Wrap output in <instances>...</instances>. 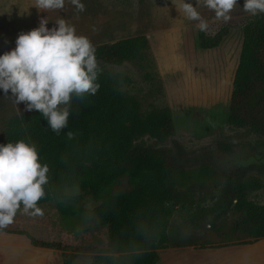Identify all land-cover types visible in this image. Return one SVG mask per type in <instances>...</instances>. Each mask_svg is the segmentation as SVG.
Wrapping results in <instances>:
<instances>
[{
    "label": "rangeland",
    "instance_id": "374dc122",
    "mask_svg": "<svg viewBox=\"0 0 264 264\" xmlns=\"http://www.w3.org/2000/svg\"><path fill=\"white\" fill-rule=\"evenodd\" d=\"M186 2L197 4V0ZM32 3L0 0V55L15 48L19 33L38 27L41 17L48 18V28L55 26L58 18L65 19L94 47L146 35L149 49L145 59L122 64L97 61L100 68L127 77L122 90L139 100L142 112L165 106L171 110L173 135L159 140L146 134L135 140L139 146L170 149L174 161L182 166L174 182L179 200L170 203L173 211L161 249L222 248L251 240L246 213L237 201L244 198L264 204V132L232 126L228 114L244 27L259 14L245 12L244 0H237L227 22L216 21L213 11L199 8L209 23L205 34L196 27L197 21L180 15L172 0H81L85 6L82 12H77L69 0L63 9L50 11L38 10ZM202 33L211 38L221 35L220 44L202 48ZM27 111L23 102L15 105L0 89V144L8 119ZM223 144L232 149H221ZM248 180L262 186L238 194L235 183ZM67 192L72 197L81 190L73 186ZM98 204L87 197L77 203L84 211L64 216L58 201H47L38 204L44 211L42 217L18 212L8 228L27 230L45 241L106 247V226L94 212ZM70 252L74 254L70 264H99V252ZM64 259L62 250L33 246L24 235L0 231V264H64Z\"/></svg>",
    "mask_w": 264,
    "mask_h": 264
},
{
    "label": "trees",
    "instance_id": "16d2710c",
    "mask_svg": "<svg viewBox=\"0 0 264 264\" xmlns=\"http://www.w3.org/2000/svg\"><path fill=\"white\" fill-rule=\"evenodd\" d=\"M221 38L202 33L200 46L217 47ZM148 49L143 33L95 46L97 60L116 64L143 60ZM100 69L97 93L83 102L73 100L68 125L59 134L33 109L8 119L1 144L19 140L35 144L40 162L49 166L46 196L38 204L58 201L60 213L70 216L85 210L77 203L87 197L99 201L94 212L106 226L107 246L40 240L23 229L6 228L3 232L24 235L33 246L64 251V264H70L74 258L70 251L76 250L99 252V264H157L158 249L166 242L165 230L173 211L170 203L179 200L174 182L182 166L174 161L170 149L139 146L135 140L146 134L159 140L173 135L171 110L165 106L142 112L139 100L122 90L127 77ZM228 122L264 132V13L244 27ZM69 131L73 133L71 139ZM221 149L232 147L223 144ZM235 185L238 194L262 186L256 180L237 181ZM73 186L81 193L70 197L67 189ZM237 204L246 213L252 237L240 244L264 237V204L244 198Z\"/></svg>",
    "mask_w": 264,
    "mask_h": 264
},
{
    "label": "clouds",
    "instance_id": "9594fccd",
    "mask_svg": "<svg viewBox=\"0 0 264 264\" xmlns=\"http://www.w3.org/2000/svg\"><path fill=\"white\" fill-rule=\"evenodd\" d=\"M77 12L85 10L81 0H69ZM180 15L197 21L199 31L208 34L209 23L199 8L215 13L216 21L227 22L237 0H172ZM38 10L63 9L65 0H33ZM243 10L252 16L264 13V0H244ZM41 17L39 26L21 32L16 46L0 55V89L15 105L23 102L26 110H38L57 134L68 125L73 100L83 102L100 88V65L90 39L76 32L63 18L47 27ZM11 92L9 96L8 93ZM69 139L73 133H67ZM49 166L41 163L36 145L19 140L0 144V231L14 223L18 212L42 217L38 202L45 198Z\"/></svg>",
    "mask_w": 264,
    "mask_h": 264
},
{
    "label": "crops",
    "instance_id": "0c3cea01",
    "mask_svg": "<svg viewBox=\"0 0 264 264\" xmlns=\"http://www.w3.org/2000/svg\"><path fill=\"white\" fill-rule=\"evenodd\" d=\"M158 252L160 260L157 264H264V237L222 248L173 246L160 248Z\"/></svg>",
    "mask_w": 264,
    "mask_h": 264
}]
</instances>
